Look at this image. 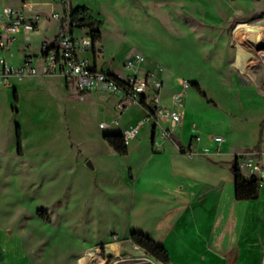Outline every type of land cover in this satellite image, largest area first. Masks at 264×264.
Listing matches in <instances>:
<instances>
[{"label":"rangeland","instance_id":"374dc122","mask_svg":"<svg viewBox=\"0 0 264 264\" xmlns=\"http://www.w3.org/2000/svg\"><path fill=\"white\" fill-rule=\"evenodd\" d=\"M8 1L20 6L21 0ZM80 2L83 14L102 25L78 29L75 35L93 40L99 32L101 66L123 71L128 58L142 53L143 65L164 80L162 102L172 103V95L189 83L184 92L187 130L200 134L206 149L216 136L226 138V156L264 148L263 124L258 123L264 93L252 91L261 74L258 66L248 67L254 74L239 63L233 42L235 30L251 20L236 12L248 7V0ZM34 10L41 20L30 34V52L39 55L41 43L58 28L52 14L64 11L54 2ZM255 13L264 16V7ZM92 52L86 57L92 59ZM10 82L15 84L0 86V264H78L79 256L99 251L115 234L144 235L167 251L171 264H261L264 182L259 181L256 200H225L224 209L214 200L213 208L172 218L164 183L183 179L173 170L170 152L153 146L152 124L141 126L125 156L104 140L145 120L139 105L121 114L116 97L80 94L61 76ZM102 122L110 127L100 128ZM242 175L251 180L248 168ZM124 246L132 247L129 240ZM221 254L229 256L227 262ZM143 258L155 260L147 254Z\"/></svg>","mask_w":264,"mask_h":264},{"label":"built area","instance_id":"2783aa9c","mask_svg":"<svg viewBox=\"0 0 264 264\" xmlns=\"http://www.w3.org/2000/svg\"><path fill=\"white\" fill-rule=\"evenodd\" d=\"M59 3L63 7L64 15L60 12L52 14V19L59 21L60 31L54 41L44 40L41 43L40 55L28 54L30 51L31 33L38 30L41 16L38 13L27 14L23 9L7 5L6 0H0V83L4 86L11 84V79L23 81L28 78L45 76L64 77L68 85L73 86L80 94L103 92L116 97L117 109L123 114L131 105L136 104L146 111L145 120L136 126L127 128L122 132L126 145L135 140L139 130L146 122L152 124L154 129V146L161 150L162 145L157 138L173 143L178 150L189 157L200 153L195 149L196 143L202 141L199 134H195L188 146L177 143L179 140V127L184 119V92L189 88V83L183 84L182 92L172 95L170 107L162 105V90L164 82L151 71L141 72V67L146 61L142 53H136L126 60L123 71H112L109 68L98 67L83 53L93 49L95 59L103 54V47L97 48L99 40H91L84 36H76L75 31L85 26L73 21L74 0H49ZM23 36V49L27 53L19 66L8 63L5 52L8 51L17 36ZM38 59V61H37ZM251 65L261 68L264 80V42L258 50L249 57ZM264 92V88H263ZM168 121V124H163ZM118 120H114L117 123ZM110 127L107 122L100 123V128ZM157 137V138H155ZM218 145L216 152L220 153L224 143L223 136L213 137ZM209 149H204V154H209ZM238 164L246 167L251 173V179L264 182V148L251 149L242 153ZM97 252L88 253L87 257H96ZM261 264H264V251Z\"/></svg>","mask_w":264,"mask_h":264},{"label":"crops","instance_id":"0c3cea01","mask_svg":"<svg viewBox=\"0 0 264 264\" xmlns=\"http://www.w3.org/2000/svg\"><path fill=\"white\" fill-rule=\"evenodd\" d=\"M234 1L235 0H231V2ZM6 3L9 6L23 9L27 14L38 13L40 15V13L37 10L33 11L34 7H45L47 4H50L51 2L49 0H27V1L21 0L20 6H13L9 3L8 0H6ZM80 3H81L80 0H74L73 2L74 8H78L77 6H79ZM26 6L29 11H27V9L25 8ZM259 6L264 7V0H248V7H246L244 10L236 11L239 13L244 12L247 15L251 16L250 22H245L244 24H241V26L235 30V34H234L235 36L233 38V42L235 44L234 47L237 48V53H238L237 59L239 63H241V61L244 62V66L247 65L246 66L247 70L248 72L251 73L254 72L250 68H248L251 67L249 57L248 58H246V56L244 57L243 53L245 52L249 54H254L258 50L259 46L264 42V16L255 13V11L259 9ZM55 12H59V10H55L54 13ZM60 26L61 24L59 22L58 28L54 33V35L51 38H45V40L54 41L58 36V33L60 31ZM76 32L77 31H75L74 33L76 34ZM20 36L22 38L21 39L17 38V40L13 43L11 48L5 52V57L8 63L15 67L21 64L23 57L27 54L23 49L24 41L22 34H20ZM87 53L88 52L83 53V57L89 59L93 64H97L98 67H105V68H109L112 71H115L110 66H101L97 61L98 59L97 58L95 59L93 52H92V59L86 57ZM28 54H33L35 56H38L37 52L29 51ZM17 56H18V60L16 59ZM257 70L259 71L258 75L261 74L260 75L261 81L260 83L257 84V86L255 85L254 87H252L253 88L252 91H254V93L256 94L257 92L263 94L264 80H263L261 68L258 67ZM147 71H151L155 73L164 82L163 78L160 77L155 71H153L148 66L143 65L141 67V72H147ZM24 81L25 80L17 81V82H24ZM14 84L15 82L13 84H10L9 86H4L0 83V86L7 88ZM93 93H101V92H93ZM262 98L264 99V97ZM162 105L170 107L172 103H169L168 100L165 99L164 102H162ZM141 109L144 111V115H146L145 109L143 107H141ZM187 122H188V113L187 111H185L184 120L182 125L179 127V133H178L179 140L184 146H188L190 144L192 137L196 134L195 131L188 132ZM259 122L263 124V131H264V112H263V116L259 118L258 123ZM164 123L168 124V121H164ZM154 132L155 131L153 129V135H152L153 146H154L153 141L155 135ZM157 139L162 145V148L161 150H159V152H163V151L170 152L173 161V170L175 173L179 174L183 179V181H165L164 183V192L166 195V199L170 204L169 210L170 213H172L171 215L172 218L174 216L175 217L179 216V214L181 215L184 213L186 215L188 212L198 211L201 210L202 208H209V209L213 208L214 200L219 202L221 201L220 205L218 203V207L221 206L223 209L225 208L223 207V204L227 203L225 202V200L230 201V203L233 204L235 200L238 201L235 196L236 180H235V175L233 174L232 171V167L237 157L242 152H244L245 149L230 153L228 156H226L224 155V151H223V144L227 142L226 138L224 143L221 145L220 153L216 152L218 145L214 142V140H212V138H210L214 146L208 148L210 152L209 154H204V149H206V146L208 144L206 142L204 144L203 143L204 139L202 138L201 141L202 143L201 142L196 143L195 145V149L200 154L194 157H189L188 155L180 152L177 147H173L170 142L164 141L161 138H157ZM159 139H161V141ZM249 149H255V148H249ZM242 169L243 168L241 167L240 169L241 173H242ZM220 211L221 210L218 211V214L221 213ZM127 240H129L132 247L126 248L124 246V242ZM109 246L111 247L110 252H108L107 250ZM96 249L101 251V252H97V254L100 253V255H97L96 257L92 258L86 256L89 252L86 253L85 255L82 254L77 258L78 264H108L109 259L111 258L112 260L110 264H163L157 261L155 258L154 259L156 261L152 259H144L143 257L146 255V252L143 249L135 245L130 238L127 237L121 238L117 234L113 236L112 240L106 241L104 244L98 246ZM220 256L222 260H225L226 262L228 261L229 256L227 254H221ZM168 264H171V260Z\"/></svg>","mask_w":264,"mask_h":264},{"label":"trees","instance_id":"16d2710c","mask_svg":"<svg viewBox=\"0 0 264 264\" xmlns=\"http://www.w3.org/2000/svg\"><path fill=\"white\" fill-rule=\"evenodd\" d=\"M72 16L74 22H79L85 27L92 28L95 26L102 25V21L95 20L90 17H86L83 14V11H81L79 8H74ZM94 39L100 40L99 32H95ZM193 86H195L198 89V91L202 93L200 86L198 84L194 83ZM15 96L17 98L16 94ZM104 140L113 149V151L119 154L120 156H125L128 154V147L124 143L121 134L105 135ZM176 142L178 144L181 143L180 140L178 139L176 140ZM232 171L233 174L235 175V180H236V187H235L236 199L238 201H250V200L258 199L259 190H260L259 182L253 179L246 180L243 178L238 164V159L235 160V163L232 167ZM131 240L135 245L143 249L146 252V254L152 256L157 261L163 264H168L170 262V258L167 251L164 248L157 246L152 240L148 239L144 235L134 234L131 237Z\"/></svg>","mask_w":264,"mask_h":264},{"label":"water","instance_id":"95a60500","mask_svg":"<svg viewBox=\"0 0 264 264\" xmlns=\"http://www.w3.org/2000/svg\"><path fill=\"white\" fill-rule=\"evenodd\" d=\"M89 167H91V168H93V165H92V163L91 162H88V164H87Z\"/></svg>","mask_w":264,"mask_h":264},{"label":"bare ground","instance_id":"6f19581e","mask_svg":"<svg viewBox=\"0 0 264 264\" xmlns=\"http://www.w3.org/2000/svg\"><path fill=\"white\" fill-rule=\"evenodd\" d=\"M250 55H251V54H249V53H246V58L250 57Z\"/></svg>","mask_w":264,"mask_h":264}]
</instances>
